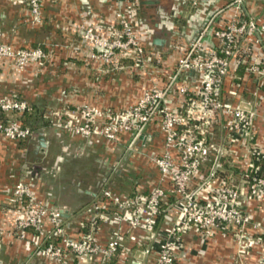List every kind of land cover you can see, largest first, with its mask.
Wrapping results in <instances>:
<instances>
[{
	"label": "built area",
	"instance_id": "2783aa9c",
	"mask_svg": "<svg viewBox=\"0 0 264 264\" xmlns=\"http://www.w3.org/2000/svg\"><path fill=\"white\" fill-rule=\"evenodd\" d=\"M29 1L34 25L41 24L43 0ZM202 1L189 0V3L199 8ZM138 3L139 0H132L128 10L134 11ZM244 5L245 0H223L222 6L212 9L204 28L191 38L186 54L179 58L166 84L160 86L153 82L149 90L130 106L99 108L85 103L51 111V121L61 131L84 137H103L112 142L128 135V152L138 149L142 137L146 143L161 136V151L146 154L159 172L158 183L147 194L122 195L103 183L101 200L85 211L88 218L79 220L75 230L64 218V209L39 198L32 183L19 181L13 194L20 215L11 233L33 243L40 257L56 264L107 263L116 258L117 264H126L130 254L124 251L123 244L128 232L135 229L144 232L141 239L145 241L156 239L159 233L163 236L154 264H177L183 235L192 227L208 234L225 226L237 227L234 236L242 255L250 246L251 234L246 232L250 225L258 229L257 240L264 243V228L255 223L246 210L245 185L239 186L222 174V158L229 151L228 145L210 138L211 127L220 117L224 118L231 139L248 142L255 138V109L223 96L224 83L230 74V60L239 46V35L246 31L256 33L261 30L264 33V20L260 24L254 19L240 23L239 13ZM225 7L233 10V17L227 25L217 27ZM115 15V24L107 27V37L86 22L77 27V33L90 47V60L116 70H123L127 65H131L132 72L144 69L148 51L132 19L122 7L115 11ZM146 29L151 38L152 29ZM208 33L217 40L219 47H214L207 56H201ZM252 40L260 42V38ZM9 49L12 51L0 42V64L6 55H14L8 53ZM16 54L25 56L24 51L17 50ZM30 54L40 60L45 55L43 48L32 49ZM248 71L257 78L258 84L264 80V63H252ZM193 73H200L202 77L195 79L191 77ZM193 80L200 81L197 89L192 88ZM252 93L256 95L258 92L254 90ZM177 96L181 97L179 104L175 103ZM29 108L26 99H0L1 112L23 114ZM153 124L158 129L149 132ZM2 132L10 139L20 140L30 136L32 131L22 123L6 125L0 121ZM252 150L253 160L242 174L243 182L264 189V166L261 164L264 147L255 146ZM213 151L215 155L211 158ZM206 164L209 166L202 179L195 183ZM171 193L180 202L173 218L168 214ZM164 214L170 226L162 233L157 227ZM106 225L115 227L114 232L105 242H98V233ZM152 248V245L145 248V256L152 252ZM134 263L144 264L141 260ZM260 264H264V249L260 253Z\"/></svg>",
	"mask_w": 264,
	"mask_h": 264
},
{
	"label": "crops",
	"instance_id": "0c3cea01",
	"mask_svg": "<svg viewBox=\"0 0 264 264\" xmlns=\"http://www.w3.org/2000/svg\"><path fill=\"white\" fill-rule=\"evenodd\" d=\"M90 1L94 3L96 11L94 17L86 19L87 23L93 25L98 33L105 37L109 36L107 27L115 24V11L121 7L127 10L128 17L132 19L137 34L148 51V61L144 69L132 72L133 68H129L119 71L120 75L114 77L99 75L98 71L104 65L91 61L90 47L77 41L74 35L79 24L76 0H43V22L25 27L21 19L29 14L26 0H0V42L10 43L15 47L44 43L49 51L62 50L61 56L54 58L57 63L77 61L81 66L79 72L65 73L61 77L62 81L59 80L63 87L76 88L74 92H70L64 102L70 106L89 103L99 108L116 109L137 102L153 82L160 86L165 85L173 74L179 58L186 54L191 38L204 28L209 12L222 6L223 2V0H203L199 8H194L189 0H154L156 1L154 3L139 0L135 10L130 11L128 9L132 0ZM159 9L164 12L163 21H155L154 16H157ZM233 13L232 9L225 7L216 26L227 25ZM147 14L152 22L155 21L151 38L147 36V24L144 21V16ZM249 19H254L259 24L264 20V0H245V5L239 13V20L241 23ZM156 38L161 39L162 42L155 43ZM252 38H260V42L256 43ZM78 42L81 44L79 47L81 52L73 49ZM214 47H219L218 42L208 33L201 56H207ZM255 62L264 63V33L261 30L256 33L246 31L239 35V46L231 57L230 74L225 80L223 90L224 98L229 101H242L248 107L252 106L255 109V138L248 142L231 139V132L222 117L218 118L211 127L210 138L228 145L229 151L222 158V174L230 177L239 186L245 185L246 210L255 223L264 227V189L253 183L245 184L242 178V174L248 170L253 160L252 147H264V80L258 84L257 78L248 71V66ZM10 63L9 60H4L0 64V94L4 93L2 90L6 89L8 82L22 84V75ZM89 64L97 70V77H91ZM191 77L196 79L202 75L193 73ZM191 83L194 89L200 85V81L193 80ZM55 89L56 87L51 85L47 87L46 94L42 93L44 90L30 94L39 102L44 99L46 103L54 105L52 103L59 94ZM254 90L258 92L256 95L252 93ZM180 98L179 96L175 98L176 104H179ZM157 129V125L153 124L149 132H155ZM57 134L64 146L62 154L57 159L61 163L59 170L64 164L76 159L94 158L97 163V180L89 187L78 188L82 200L77 203L60 202L54 195L51 182L47 183L51 179L49 177L44 182H38L34 187L38 197L50 202L56 208L65 210L64 218L75 230L79 226V220L88 218L85 211L101 200L103 183L122 195H133L136 192L145 195L158 183L159 172L146 154L161 151V136H156L153 141L146 143H144L145 137H142L138 149L128 152V135H123L118 141L112 142L103 137H84L61 130ZM46 141L48 147L45 152L39 151L38 138L36 143H33V152L36 156L37 154L43 156L52 149V138L47 134ZM28 149L29 144L17 146L0 137V264H56L40 257L35 252L33 243L7 232L12 230L17 216L20 215L18 208L15 211L7 208V199L13 191L15 182L9 170L10 167L16 168L19 165ZM214 155L213 151L211 158ZM261 164L264 166V161ZM208 166L209 164H206L202 167V174L196 178L195 183L202 179ZM169 203L168 214L173 218L177 215L180 202L177 196L171 193ZM169 226L164 214L160 217L157 228L165 233ZM114 229L112 225L104 226L98 233L97 241L105 242L113 234ZM257 231L258 229L254 227L248 228L251 234L248 240L250 246L244 251L246 254L242 255L240 244L235 239L230 226L222 227L211 234L192 227L183 235V246L178 251L177 264H235L236 262L260 264V253L264 249V243L257 240L259 236ZM143 235L144 232L141 230L128 232L123 244L124 251L127 250L130 254L126 258V264L132 262L135 264L134 262L139 260L144 264L155 263L158 245L163 236L159 233L156 239L145 241L141 239ZM148 245H152V252L145 256L144 250ZM117 263L116 258L107 263L93 261L91 264Z\"/></svg>",
	"mask_w": 264,
	"mask_h": 264
},
{
	"label": "rangeland",
	"instance_id": "374dc122",
	"mask_svg": "<svg viewBox=\"0 0 264 264\" xmlns=\"http://www.w3.org/2000/svg\"><path fill=\"white\" fill-rule=\"evenodd\" d=\"M26 4L27 8L29 9V14L28 16L21 19V23L23 27L26 25L35 26L31 13L30 1L26 0ZM75 4L79 19L78 26L83 22L87 23L86 19L94 17L96 8L93 2L90 0H76ZM80 13L81 15L79 16ZM163 14L164 12L159 9L157 16H154L156 19L155 21H163ZM144 21L147 24L145 25L153 31V23L155 21L152 22L151 17H149L148 14L144 16ZM14 28L16 27L14 26ZM74 35L76 36L77 41L85 45L83 38L77 33V31H75ZM43 36L44 34L42 37ZM39 38H41V36H39ZM79 42L74 45L73 49L75 51L81 52L79 48L81 47V44ZM44 45V43H38L35 46L15 47L10 43H6V46L10 47L13 51L12 52L9 49L8 53L15 55V52L19 50L21 53L24 51L25 56H18L17 54L14 56L8 54L4 58V60H9L11 62L10 64L15 66L20 75H22V84L19 85V83L15 84L13 82H8L6 89L2 90L4 93L0 94V99L4 97H18L20 99H26L30 103V115L25 119L26 115H24V113L22 114L17 111H0V121L4 122L6 125H16L22 123L23 125L30 127L32 132L30 136L20 140L10 139L3 132L0 133V137L5 138L10 143L17 144V146L29 144L28 152L24 155L23 160L19 162V165L16 168L10 167L9 172L12 178L15 179L13 189L19 181L30 182L33 184V187H35L38 182H44L45 179L49 177L51 179L47 183L51 182V185L54 188V195L60 200V202L77 203L80 199L82 200V196H79L80 194L78 192V188L89 187L97 180V163L94 158H86L81 160L76 159L64 164V167L61 170L58 169L61 163L58 162L57 159L62 154L64 146H62L63 143L57 134L60 129L52 123L50 114L51 111H55L56 109H60L63 106H67V103L64 102L65 99L68 97L71 91L74 92L76 90L75 87H63L62 82H59V80L62 81L61 77H63L65 73L68 74L70 72H79L81 66L77 61H65L64 63H57L54 58L56 59L60 57L62 50H56V52L51 50L49 51L48 49H45L46 47ZM35 48L44 49L45 55L41 60L30 54L32 49ZM88 68L92 75L91 77H97V70L91 67L90 64L88 65ZM129 68H131V65H127L123 70H116L112 67L104 66L101 67L98 72L100 73V76L105 75L107 77H114L118 74L120 75V73H118L119 71H125ZM51 85H54V87H56L55 90L59 91L58 96L55 98V102L52 103L54 105L46 103V100L44 99H41L39 102L34 96H31L30 94L36 91L42 92L43 90L44 91L42 93L46 94L45 91L47 87H50ZM33 103H36V105ZM40 133H46L48 137L52 138L53 147L45 155L41 156L40 154H37L36 156L33 152V143H36ZM79 183L81 185H79ZM15 198L16 197L12 191L7 199V208H11L13 211L16 209ZM24 200H26V197H24ZM230 227L233 229V233L237 231V227ZM252 227L253 226L250 225L248 228L250 229ZM7 232L10 233L11 230H7ZM246 232H248V229H246ZM256 233L258 235L259 231Z\"/></svg>",
	"mask_w": 264,
	"mask_h": 264
},
{
	"label": "water",
	"instance_id": "95a60500",
	"mask_svg": "<svg viewBox=\"0 0 264 264\" xmlns=\"http://www.w3.org/2000/svg\"><path fill=\"white\" fill-rule=\"evenodd\" d=\"M146 2H148V3H154L156 1H154V0H146ZM154 42L155 43H161L162 41H161V39L156 38ZM38 140H39V144H38L37 147H38L39 151L45 152L46 151V148L48 147V143L46 141L45 134L44 133H40V135L38 137ZM63 215L66 216V214H64V213H63Z\"/></svg>",
	"mask_w": 264,
	"mask_h": 264
},
{
	"label": "trees",
	"instance_id": "16d2710c",
	"mask_svg": "<svg viewBox=\"0 0 264 264\" xmlns=\"http://www.w3.org/2000/svg\"><path fill=\"white\" fill-rule=\"evenodd\" d=\"M46 49V48H45ZM24 115H26V117H25V119L27 118V117H29V110H27L25 113H24Z\"/></svg>",
	"mask_w": 264,
	"mask_h": 264
}]
</instances>
